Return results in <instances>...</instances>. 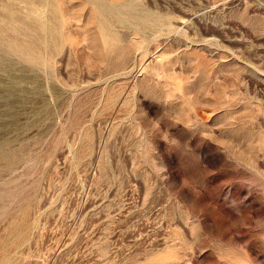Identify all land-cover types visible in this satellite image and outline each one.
Listing matches in <instances>:
<instances>
[{"label": "rangeland", "instance_id": "obj_1", "mask_svg": "<svg viewBox=\"0 0 264 264\" xmlns=\"http://www.w3.org/2000/svg\"><path fill=\"white\" fill-rule=\"evenodd\" d=\"M91 1L0 0V264H264V0Z\"/></svg>", "mask_w": 264, "mask_h": 264}, {"label": "bare ground", "instance_id": "obj_2", "mask_svg": "<svg viewBox=\"0 0 264 264\" xmlns=\"http://www.w3.org/2000/svg\"><path fill=\"white\" fill-rule=\"evenodd\" d=\"M37 1H39V0H36V2ZM92 3H95L97 6H98V10L99 11H101L102 9H103V7H102V5H101V3L99 2V1H91ZM29 5H34L35 3H28ZM122 14V13H121ZM145 17L146 18H148V15L146 14L145 15ZM32 25V27L34 28V29H39L40 28V24L39 23H37V22H34V24H31ZM102 29H101V31L104 33V34H108V33H112V31H110L109 30V28L108 27H106V25H104L103 23H102ZM46 29H48L49 30V32L51 33V32H55V30L53 31V26L52 25H50V26H48V28H46ZM156 31H157V29H155ZM159 31V30H158ZM55 34V33H54ZM112 34H114V33H112ZM115 35V34H114Z\"/></svg>", "mask_w": 264, "mask_h": 264}]
</instances>
